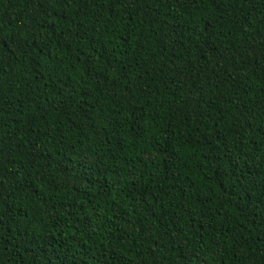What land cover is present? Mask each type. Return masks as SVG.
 <instances>
[{
	"label": "trees",
	"instance_id": "obj_1",
	"mask_svg": "<svg viewBox=\"0 0 264 264\" xmlns=\"http://www.w3.org/2000/svg\"><path fill=\"white\" fill-rule=\"evenodd\" d=\"M0 264H264V0H0Z\"/></svg>",
	"mask_w": 264,
	"mask_h": 264
}]
</instances>
